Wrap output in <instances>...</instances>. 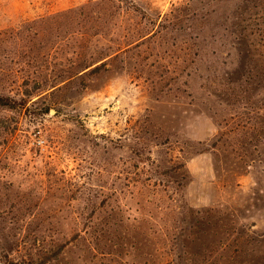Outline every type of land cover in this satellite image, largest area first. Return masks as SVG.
<instances>
[{"label": "rangeland", "instance_id": "rangeland-1", "mask_svg": "<svg viewBox=\"0 0 264 264\" xmlns=\"http://www.w3.org/2000/svg\"><path fill=\"white\" fill-rule=\"evenodd\" d=\"M0 100V264H264V0H0Z\"/></svg>", "mask_w": 264, "mask_h": 264}, {"label": "trees", "instance_id": "trees-1", "mask_svg": "<svg viewBox=\"0 0 264 264\" xmlns=\"http://www.w3.org/2000/svg\"><path fill=\"white\" fill-rule=\"evenodd\" d=\"M0 101H1L0 103H2V104H3V103H4V104L6 103V102H2L3 100H0Z\"/></svg>", "mask_w": 264, "mask_h": 264}]
</instances>
